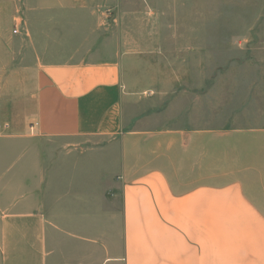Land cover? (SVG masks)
Listing matches in <instances>:
<instances>
[{"label":"crops","instance_id":"crops-1","mask_svg":"<svg viewBox=\"0 0 264 264\" xmlns=\"http://www.w3.org/2000/svg\"><path fill=\"white\" fill-rule=\"evenodd\" d=\"M259 1L0 0V264H264Z\"/></svg>","mask_w":264,"mask_h":264},{"label":"rangeland","instance_id":"rangeland-1","mask_svg":"<svg viewBox=\"0 0 264 264\" xmlns=\"http://www.w3.org/2000/svg\"><path fill=\"white\" fill-rule=\"evenodd\" d=\"M259 10H260V26L264 27V3H261L260 1H259ZM250 70H253V68L247 69V71H249V72H247V75L253 73V71H250ZM256 71H258V68H256ZM217 72L220 75V70H217ZM262 75L264 76V68H262ZM252 85H253L252 83H247L245 85L242 84L241 87H239L236 84H232V85H230V87L232 88V91L233 90H236V91H244V90L250 91V89H251L250 86H252ZM204 88H209V89H212V90L214 89L215 93L223 91L221 84H216L214 87H204ZM204 88L200 87V92H202L204 90ZM263 89H264V77H263ZM204 92H207V89H205Z\"/></svg>","mask_w":264,"mask_h":264},{"label":"built area","instance_id":"built-area-1","mask_svg":"<svg viewBox=\"0 0 264 264\" xmlns=\"http://www.w3.org/2000/svg\"><path fill=\"white\" fill-rule=\"evenodd\" d=\"M17 33V30H14V34Z\"/></svg>","mask_w":264,"mask_h":264}]
</instances>
